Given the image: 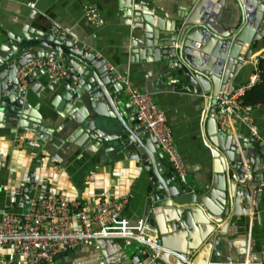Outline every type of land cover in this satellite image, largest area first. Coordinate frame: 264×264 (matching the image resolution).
<instances>
[{
	"label": "water",
	"instance_id": "obj_1",
	"mask_svg": "<svg viewBox=\"0 0 264 264\" xmlns=\"http://www.w3.org/2000/svg\"><path fill=\"white\" fill-rule=\"evenodd\" d=\"M119 3L126 7L134 27L129 47L132 60H142L156 70L165 89L178 86L201 101V130L212 156L208 181L195 188L164 164L154 135L137 121L131 102L124 100L122 83L109 71L105 58L68 37L53 21L44 22L42 29L22 27L1 36L0 123L16 122L17 130L33 131L51 145L48 129L52 127H45L36 114L22 107L26 89L19 88L18 72L25 66L23 78L31 89L39 87L36 76L49 79L60 129L67 132L61 138L63 144L105 155L122 154L148 175L143 232L157 237L159 250L146 247L142 251L138 243L118 256L101 251L89 264H219L222 256L232 254L243 261L247 256L245 238L239 241L242 250L237 248V252L228 224L231 218L249 215L259 207L264 144L251 137L238 146L231 134L221 130L216 117L222 110L221 101L238 84L243 63L264 39V0H188L179 5L177 18L169 25L144 0ZM41 59L66 74L53 77L46 67L37 65ZM174 75L178 79L170 83ZM33 168L23 187L20 224L34 189Z\"/></svg>",
	"mask_w": 264,
	"mask_h": 264
},
{
	"label": "crops",
	"instance_id": "obj_2",
	"mask_svg": "<svg viewBox=\"0 0 264 264\" xmlns=\"http://www.w3.org/2000/svg\"><path fill=\"white\" fill-rule=\"evenodd\" d=\"M144 1L157 8L155 14L163 17L166 25H169L177 18L179 5L186 4L188 0ZM29 2H34V7H30ZM86 5L96 6L98 21L92 22L86 18L84 13ZM125 12L126 7L119 3V0H0V40L7 31H19L22 27L29 30L42 29L44 22L53 21L59 25L61 32L68 34V37L84 48L103 56L107 66L112 65L132 87L150 93L164 109L175 145L186 166V179L193 187L199 188L208 181L211 173L209 168L212 164L211 147L201 130L203 105L190 91L178 86L165 89V85L159 83L157 79L156 70H150L148 64L142 60H132L129 47L130 39L134 35V27L131 17ZM137 33L140 34V31L138 30ZM27 34L31 35V33ZM262 50H264V39L256 44L253 53L257 54ZM243 64L244 67L238 73V83L246 81L251 70L249 61ZM174 78L178 79L174 75L171 80ZM48 80L44 75L36 76V81L39 83L37 91L31 89L26 82L23 86L26 89V96L21 102L26 112L36 114L46 125L45 127H52L48 129L52 136L51 145L42 142L45 153L42 154L41 148L32 147L26 142L17 143V135L34 137L35 132L17 130L20 128L16 127V122L15 124H9L8 121L0 123L2 162L0 164V216L8 200L6 194L8 183L14 184L23 197V187L27 184V178L30 177V168L40 164L49 168L56 163L63 169L59 171L58 176L51 175L54 172L53 168L48 173H42V178L49 187L84 201L86 204H82L80 209L90 207L95 198L105 193L116 194L120 199L125 198L126 201L123 216L130 223H136L142 219L148 175L140 169L135 160L124 158L122 154L112 155L114 152H110L105 155L76 145L63 144L61 138L67 132L64 128L60 129V116L52 105V93L47 86ZM171 80L168 81L172 83ZM118 81L120 82L119 79ZM121 92L124 100L129 101L123 88ZM251 117L256 135H253L249 127L235 115L232 116L230 125L225 130L234 137L238 146L240 142L249 141L251 137L257 138L264 144V103H259L252 109ZM39 155L47 159L42 160ZM163 156L164 164L172 169L166 156L164 154ZM37 158L40 160L37 161ZM90 170L96 172L94 182L88 176ZM262 185L258 209L255 212L251 211L249 215H237L235 219L231 218L228 232L231 242L236 243L237 247L234 248L237 252L241 249L238 245L239 241L245 238L247 256L244 259L260 261L264 264V183ZM137 246L139 244L133 239H107L98 249L92 245H83L72 250L71 254L57 255L53 264H89L100 256L101 251L118 256ZM11 251V249L6 251L2 264H23L16 256L9 258L8 254ZM237 257V254L229 257L222 256L219 261L221 263L237 261Z\"/></svg>",
	"mask_w": 264,
	"mask_h": 264
},
{
	"label": "built area",
	"instance_id": "obj_3",
	"mask_svg": "<svg viewBox=\"0 0 264 264\" xmlns=\"http://www.w3.org/2000/svg\"><path fill=\"white\" fill-rule=\"evenodd\" d=\"M34 4L29 2L30 7H34ZM84 13L89 21L99 20L95 5L84 6ZM263 55L264 50L251 54L248 60L251 70L247 80L238 83L227 98L221 101L222 110L216 117V123L221 130H226L232 116L235 115L249 127L253 135L257 134L251 113L252 109L259 104H245L242 97L246 90L263 80L258 67L259 57ZM37 65L46 67L55 78L66 74L64 69L49 60L38 61ZM25 68L23 66L18 72L20 89H24L23 86L26 83L23 78ZM107 68L122 83L123 91L135 109L139 124L147 126L176 176L185 181L186 166L175 145L164 109L150 93L132 87L112 65H108ZM171 82L175 83L176 80L172 79ZM103 137L107 140L106 135ZM16 140L17 143L26 142L32 147L41 148L40 152L45 153L42 141L37 136L17 135ZM39 158L47 159L40 155ZM52 168L54 171L52 176H58L59 171H63L56 163L49 168L43 167L42 164L33 168L34 189L29 198V208L23 224H20V221L23 215L24 199L14 184H7L8 200L0 216V264L3 263L4 254L8 249L12 250L8 254L9 258L16 256L23 264H53L54 258L63 252L72 251L83 245H92L97 249L102 247L107 239H133L142 246V251L146 247L156 252L159 250L157 237L143 232L142 219L132 224L123 216L125 198L120 199L116 194L105 193L95 198L90 207L80 209L82 204H86L84 201L76 196L70 197L64 192L56 191L43 180L42 173H48ZM95 175L96 172L89 171L88 176L92 181ZM29 179L30 177L27 178V183ZM219 264H263V262L244 259Z\"/></svg>",
	"mask_w": 264,
	"mask_h": 264
},
{
	"label": "trees",
	"instance_id": "obj_4",
	"mask_svg": "<svg viewBox=\"0 0 264 264\" xmlns=\"http://www.w3.org/2000/svg\"><path fill=\"white\" fill-rule=\"evenodd\" d=\"M258 67L263 80L245 91L242 97L245 104L256 105L264 103V55L259 57Z\"/></svg>",
	"mask_w": 264,
	"mask_h": 264
}]
</instances>
